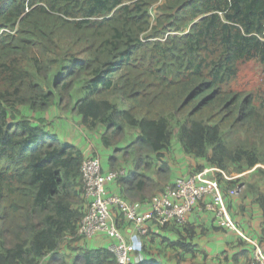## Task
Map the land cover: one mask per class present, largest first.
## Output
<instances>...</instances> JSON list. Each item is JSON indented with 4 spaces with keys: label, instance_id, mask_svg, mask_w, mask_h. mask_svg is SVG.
<instances>
[{
    "label": "trees",
    "instance_id": "16d2710c",
    "mask_svg": "<svg viewBox=\"0 0 264 264\" xmlns=\"http://www.w3.org/2000/svg\"><path fill=\"white\" fill-rule=\"evenodd\" d=\"M158 2L0 0V264H53L80 238L85 155L49 129L52 108L101 127L107 148L134 131L124 153L160 177L175 135L223 171L264 163V101L232 89L243 62L264 75V0H164L153 23ZM117 180L130 200L155 186L139 169ZM186 237L168 246L191 254ZM78 263L117 261L77 249Z\"/></svg>",
    "mask_w": 264,
    "mask_h": 264
},
{
    "label": "crops",
    "instance_id": "0c3cea01",
    "mask_svg": "<svg viewBox=\"0 0 264 264\" xmlns=\"http://www.w3.org/2000/svg\"><path fill=\"white\" fill-rule=\"evenodd\" d=\"M45 119L51 122L49 129L54 130L65 142L78 147L86 156L89 154L99 156L104 171L125 167L130 173L138 169L145 173L155 186L151 190L146 189L145 192H136L131 200L126 196L125 187L120 180L107 184L108 192L122 194L137 204L150 201L154 195L162 192L167 184L172 183L174 178L192 174L208 166L205 158L186 153L176 141L165 157L170 165L167 178L169 180L166 181L158 175L154 167L149 170L143 166L136 167L134 159L124 153L127 143L109 148L103 146L100 138L103 129L101 127L95 131L86 129L78 115L72 117L69 112L65 114L59 109L52 108L45 114ZM75 129L77 131L72 138L70 134ZM90 145H93V151L86 148ZM260 169L264 170V166L255 165L238 171L232 165L225 171V176L219 178L225 189V203L239 232L235 228L218 226L214 216L205 210L204 203H199L188 215V222L193 228L191 238L186 237L176 225L161 227L153 223L149 234L140 236L116 213L119 230L127 241L130 253L132 256H141L146 264H249L252 260L251 242H257L264 252L262 234L264 209L257 202L258 194L264 192V178L259 172ZM235 187L238 188L236 195L227 194L228 190ZM144 209H147V206H144ZM182 237H186L187 242L194 247L193 253L181 254V251H175L168 246V242L179 241ZM109 242L110 239L105 235H97L92 240L82 239L75 242L71 244V248L65 247V253L76 255L77 249L106 248ZM180 255L183 258L181 261L177 257Z\"/></svg>",
    "mask_w": 264,
    "mask_h": 264
},
{
    "label": "built area",
    "instance_id": "2783aa9c",
    "mask_svg": "<svg viewBox=\"0 0 264 264\" xmlns=\"http://www.w3.org/2000/svg\"><path fill=\"white\" fill-rule=\"evenodd\" d=\"M219 174L225 176L219 168L208 166L192 174L178 176L150 201L137 204L107 190V184L124 177L126 170L104 171L98 156H85L81 176L86 209L77 236L92 240L97 235H105L110 239L107 249L115 255L117 264H145L141 256L134 257L130 253L113 212H119L138 235L146 236L152 223L161 227L185 225L188 215L199 203H204L205 210L214 216L218 226L235 228L239 232L225 203V189L219 181ZM236 193V188L227 191L229 195ZM251 247L249 264H264L262 247L257 242H251Z\"/></svg>",
    "mask_w": 264,
    "mask_h": 264
},
{
    "label": "rangeland",
    "instance_id": "374dc122",
    "mask_svg": "<svg viewBox=\"0 0 264 264\" xmlns=\"http://www.w3.org/2000/svg\"><path fill=\"white\" fill-rule=\"evenodd\" d=\"M163 0H159V2L157 4H154L152 10H151V20L152 22L154 23L155 22V15L158 11V6L160 5V3H162ZM232 89L234 91H240V92H243L244 94H249V95H253L257 100H258V105L264 101V75H263V72H262V67L259 63H257L256 61H247V62H243L239 65V72H238V75H237V78L235 81H233L232 83ZM60 111H64L65 114L67 112H69L71 114V116H76L77 114L73 111H71L70 109L68 110H60ZM63 115V113H62ZM62 117V116H61ZM63 118V117H62ZM73 122V121H72ZM77 129H75L71 134L70 136L73 138L74 134L76 133ZM130 135L131 136L129 139H127L126 142H124L123 140H118L119 143H116L115 145H121L123 143H128V141L131 139H133L134 137V131L130 130ZM245 139V136L243 134H238L237 136H235L234 140L233 141H242ZM177 139H176V135L174 136L173 138V144L176 143ZM90 144V143H88ZM87 144V145H88ZM88 148V151H93V145H90L89 147H86ZM88 155V154H87ZM115 155H117L115 153ZM90 156V154L88 155ZM91 156H97L95 154H92ZM99 157V156H98ZM135 164H138V162L136 161ZM257 165H263L264 166V163L263 164H257ZM103 168V166H102ZM119 168H122V167H119ZM118 169V168H117ZM116 169V170H117ZM113 172H115V169H112ZM228 170V169H227ZM164 180L168 181L169 179H167L166 176L163 177ZM167 185H170L167 184ZM166 185V186H167ZM165 186V187H166ZM237 189V193H238V188L235 187ZM229 191V190H228ZM236 193V194H237ZM235 194V195H236ZM123 198H125L128 202L130 203H134L133 201H130L126 196L124 195H121ZM75 204L78 206V207H81L83 209L86 208L85 206V203L84 201L81 199V201L79 202L78 200L75 202ZM116 213L119 215V216H122L119 212H116L114 211L113 212V217L115 219V222L117 224V227H118V222H117V219H116ZM123 217V216H122ZM124 219V218H123ZM125 221V220H124ZM128 223V222H127ZM129 224V223H128ZM119 228V227H118ZM80 240H82V238L80 239H77L76 243L79 242ZM85 240V239H84ZM66 246V243L65 245H63V247ZM134 257H136V255H133ZM63 257V259L61 258ZM74 258H75V254H67V253H61L59 255V259H57L53 264H74ZM47 260L48 258H45L41 261L40 264H46L47 263ZM80 263V262H79ZM78 263V264H79Z\"/></svg>",
    "mask_w": 264,
    "mask_h": 264
},
{
    "label": "clouds",
    "instance_id": "9594fccd",
    "mask_svg": "<svg viewBox=\"0 0 264 264\" xmlns=\"http://www.w3.org/2000/svg\"><path fill=\"white\" fill-rule=\"evenodd\" d=\"M161 4V3H160ZM153 8V7H152ZM85 155V154H84ZM86 156V155H85ZM100 158V157H99ZM102 162V161H101ZM206 167H208V166H206ZM205 167H203V168H201L200 170H202V169H204ZM119 169H124V170H126V175L124 176V177H126L127 175H128V171H127V169L125 168V167H122V168H118L117 170H119ZM199 170V171H200ZM221 170V169H220ZM108 171H113V170H108ZM223 171V170H222ZM223 173H224V175H225V171H223ZM124 177H121V178H124ZM220 177H224L223 175H218V178H220ZM120 179V178H119ZM116 181H118V180H116ZM116 181H113V182H116ZM83 182V181H82ZM171 184V183H170ZM110 193V192H109ZM119 195H122V194H119ZM84 199V198H83ZM84 203H85V201H84ZM86 206V205H85ZM86 209V208H85ZM107 248V247H106ZM117 261V260H116Z\"/></svg>",
    "mask_w": 264,
    "mask_h": 264
}]
</instances>
